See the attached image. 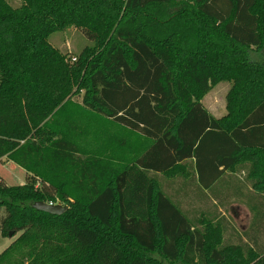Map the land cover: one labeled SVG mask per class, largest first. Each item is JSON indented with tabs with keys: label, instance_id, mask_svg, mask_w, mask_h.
Segmentation results:
<instances>
[{
	"label": "trees",
	"instance_id": "trees-1",
	"mask_svg": "<svg viewBox=\"0 0 264 264\" xmlns=\"http://www.w3.org/2000/svg\"><path fill=\"white\" fill-rule=\"evenodd\" d=\"M262 49L264 0H0V264H264Z\"/></svg>",
	"mask_w": 264,
	"mask_h": 264
},
{
	"label": "rangeland",
	"instance_id": "rangeland-1",
	"mask_svg": "<svg viewBox=\"0 0 264 264\" xmlns=\"http://www.w3.org/2000/svg\"><path fill=\"white\" fill-rule=\"evenodd\" d=\"M48 41L63 52L78 54L85 46L91 45V41L83 34V32L74 27H69L61 31L53 32L49 35ZM250 59L256 62H264V49L261 51H253ZM74 61V57L72 58ZM228 83H221L213 87L202 99L205 108L215 117L225 114V95L229 89ZM15 184V183H13ZM7 185H11L7 183ZM3 214V208L0 209V216ZM227 216L232 221L234 227L239 231L247 229L250 224L251 214L245 206L232 205L229 207ZM16 235L3 237L0 234V252L7 247Z\"/></svg>",
	"mask_w": 264,
	"mask_h": 264
},
{
	"label": "crops",
	"instance_id": "crops-1",
	"mask_svg": "<svg viewBox=\"0 0 264 264\" xmlns=\"http://www.w3.org/2000/svg\"><path fill=\"white\" fill-rule=\"evenodd\" d=\"M25 175H26L25 171L22 168H20L13 162L7 160L5 156L0 158V176L6 184L7 183H10L11 185L22 184L25 182ZM232 205L245 206L241 203H231L229 207H231ZM228 209L226 211V216H227Z\"/></svg>",
	"mask_w": 264,
	"mask_h": 264
},
{
	"label": "water",
	"instance_id": "water-1",
	"mask_svg": "<svg viewBox=\"0 0 264 264\" xmlns=\"http://www.w3.org/2000/svg\"><path fill=\"white\" fill-rule=\"evenodd\" d=\"M33 208L39 211L47 212L50 214L58 215L63 213L67 207L61 204H50L46 202H35L33 203ZM9 236H12V232H9Z\"/></svg>",
	"mask_w": 264,
	"mask_h": 264
},
{
	"label": "built area",
	"instance_id": "built-area-1",
	"mask_svg": "<svg viewBox=\"0 0 264 264\" xmlns=\"http://www.w3.org/2000/svg\"><path fill=\"white\" fill-rule=\"evenodd\" d=\"M50 204H52V203H50Z\"/></svg>",
	"mask_w": 264,
	"mask_h": 264
}]
</instances>
